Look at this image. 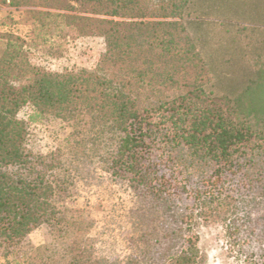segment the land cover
Listing matches in <instances>:
<instances>
[{"label":"trees","instance_id":"1","mask_svg":"<svg viewBox=\"0 0 264 264\" xmlns=\"http://www.w3.org/2000/svg\"><path fill=\"white\" fill-rule=\"evenodd\" d=\"M191 3L0 0L32 7L36 26L30 43L0 33V264H204L194 227L212 220L253 249L246 264H264V27L235 28L233 43L248 41L238 71L222 78L188 28ZM48 32L102 38L105 51L94 69L51 71L30 57ZM26 106L28 121L18 117ZM44 119L70 126L66 154L132 192L136 236L124 261L94 256L92 219L58 203L66 154L27 148L28 123ZM42 226L50 241L32 252L27 238Z\"/></svg>","mask_w":264,"mask_h":264},{"label":"rangeland","instance_id":"2","mask_svg":"<svg viewBox=\"0 0 264 264\" xmlns=\"http://www.w3.org/2000/svg\"><path fill=\"white\" fill-rule=\"evenodd\" d=\"M30 9L32 7L15 8L0 4V33L12 32L30 43L36 28ZM189 13L187 25L190 32L209 57L213 70L222 78L238 71L242 64L241 46L248 41L243 38L242 43H233L235 28L238 25L264 27V0H192ZM52 33L48 32L46 39ZM38 41L43 44L30 46V57L33 63L51 71L94 69L105 51L104 41L98 37L59 38L55 34L47 42ZM55 52L57 55H52ZM226 60L231 63L225 64ZM222 83L229 84L226 80ZM31 113V107L26 106L18 117L28 121ZM70 131V126L59 120L29 122L27 148L43 156L58 151L66 154ZM64 160L69 163V186L58 203L83 211L92 219L93 226L86 237L94 256L112 262L124 261L134 251L132 241L136 236L132 218L135 198L128 185L113 178L100 166L89 168L68 154ZM249 210L253 226L259 228L263 221L262 211L252 205ZM194 233L199 236L204 264H246V258L253 250L237 245L220 221H198ZM49 241V230L42 226L29 235L25 248L30 245L34 252L35 248ZM0 263L5 262L0 258Z\"/></svg>","mask_w":264,"mask_h":264}]
</instances>
